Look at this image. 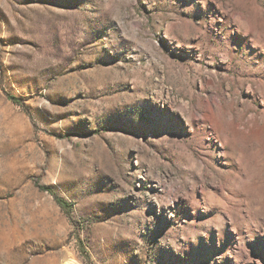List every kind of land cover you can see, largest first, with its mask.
<instances>
[{
  "label": "rangeland",
  "instance_id": "1",
  "mask_svg": "<svg viewBox=\"0 0 264 264\" xmlns=\"http://www.w3.org/2000/svg\"><path fill=\"white\" fill-rule=\"evenodd\" d=\"M0 264H264V0H0Z\"/></svg>",
  "mask_w": 264,
  "mask_h": 264
},
{
  "label": "trees",
  "instance_id": "2",
  "mask_svg": "<svg viewBox=\"0 0 264 264\" xmlns=\"http://www.w3.org/2000/svg\"><path fill=\"white\" fill-rule=\"evenodd\" d=\"M11 99L15 102V103H19V99H17V97L11 96Z\"/></svg>",
  "mask_w": 264,
  "mask_h": 264
}]
</instances>
